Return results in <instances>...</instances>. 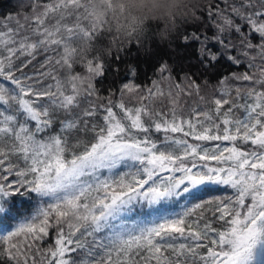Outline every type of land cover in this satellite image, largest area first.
<instances>
[{
	"label": "snow or ice",
	"instance_id": "1",
	"mask_svg": "<svg viewBox=\"0 0 264 264\" xmlns=\"http://www.w3.org/2000/svg\"><path fill=\"white\" fill-rule=\"evenodd\" d=\"M73 3L0 23V264H264V0H210L195 64L156 53L157 79L119 88L102 62L73 74L78 34L46 24ZM222 60L245 70L211 85Z\"/></svg>",
	"mask_w": 264,
	"mask_h": 264
},
{
	"label": "trees",
	"instance_id": "2",
	"mask_svg": "<svg viewBox=\"0 0 264 264\" xmlns=\"http://www.w3.org/2000/svg\"><path fill=\"white\" fill-rule=\"evenodd\" d=\"M33 2L34 0H0V23H4V18L9 15L13 17L18 16L21 22H23V16L31 13L30 5ZM36 2L43 5L52 2V0H36ZM209 3L210 0H202L199 8L196 10L194 19L180 24L167 39L160 38L162 29L165 28V24L167 23L166 19L164 21L149 19L146 22L138 23L133 18L131 21H128L123 16L122 7L119 12L113 9V0H74V3L67 8L61 7L55 13H50L46 19V24L55 25L59 21L62 34L67 35L64 31L65 27L72 28L73 32L78 34V37H74L71 42L74 49L73 74L87 76V61L92 60L93 64L102 62L109 69L103 77L105 87L114 86L119 88L125 82L145 86L150 85L152 80L158 78L159 73L156 71L158 63L154 58L156 53L167 59L169 63L174 64L176 71H179V61L181 59L179 53L181 52L192 56L193 64H195L197 44L191 43L185 47L182 43V38L185 34L197 28L203 31L210 23L207 20V7ZM81 29L91 32V38L83 37L80 32ZM211 31L208 28L209 35H211ZM147 53H152V56L147 55ZM45 55L56 56V53H44L37 56V59L42 60ZM130 67L137 69L135 75L129 72ZM117 68L118 71L115 70ZM244 70V66L237 68L230 66L226 61L222 60L217 65V69L209 73L211 85H216L221 75H227L232 71L243 72ZM25 71H29V69H25ZM200 82L202 83V81ZM211 85L207 89L208 94L212 93ZM216 95L219 96L220 93L217 91ZM211 143L214 142H209V145ZM223 188L224 186L222 185H209L207 190L202 193L200 199L210 200L214 197L234 194L233 189L229 188L225 192ZM36 203V199L31 201L33 206ZM31 211L32 209L26 215H29ZM139 211L147 213L149 209L145 208ZM168 211L179 212L181 208L177 206L169 208ZM206 215L211 219L210 212H206ZM133 218L135 219L137 216ZM139 218L143 217L140 216ZM148 218L151 219L152 217ZM16 223V221H12L11 227H15ZM221 223L214 221V226L219 227ZM8 228V222L0 225V229L4 231L8 230Z\"/></svg>",
	"mask_w": 264,
	"mask_h": 264
},
{
	"label": "clouds",
	"instance_id": "3",
	"mask_svg": "<svg viewBox=\"0 0 264 264\" xmlns=\"http://www.w3.org/2000/svg\"><path fill=\"white\" fill-rule=\"evenodd\" d=\"M201 2L202 0H113V9L119 12L122 7L124 18L128 21L135 18L138 23L149 19H166L160 38L167 39L180 24L194 19Z\"/></svg>",
	"mask_w": 264,
	"mask_h": 264
},
{
	"label": "rangeland",
	"instance_id": "4",
	"mask_svg": "<svg viewBox=\"0 0 264 264\" xmlns=\"http://www.w3.org/2000/svg\"><path fill=\"white\" fill-rule=\"evenodd\" d=\"M209 146H211V145H209Z\"/></svg>",
	"mask_w": 264,
	"mask_h": 264
}]
</instances>
